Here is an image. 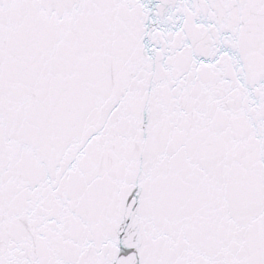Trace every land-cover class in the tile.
<instances>
[{
	"label": "snow or ice",
	"instance_id": "snow-or-ice-1",
	"mask_svg": "<svg viewBox=\"0 0 264 264\" xmlns=\"http://www.w3.org/2000/svg\"><path fill=\"white\" fill-rule=\"evenodd\" d=\"M0 264H264V0H0Z\"/></svg>",
	"mask_w": 264,
	"mask_h": 264
}]
</instances>
